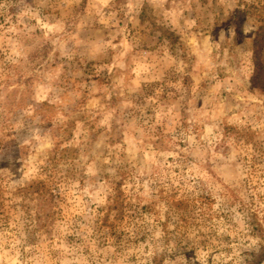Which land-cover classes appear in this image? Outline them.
Instances as JSON below:
<instances>
[{"label": "rangeland", "instance_id": "1", "mask_svg": "<svg viewBox=\"0 0 264 264\" xmlns=\"http://www.w3.org/2000/svg\"><path fill=\"white\" fill-rule=\"evenodd\" d=\"M264 0H0V264H264Z\"/></svg>", "mask_w": 264, "mask_h": 264}, {"label": "trees", "instance_id": "2", "mask_svg": "<svg viewBox=\"0 0 264 264\" xmlns=\"http://www.w3.org/2000/svg\"><path fill=\"white\" fill-rule=\"evenodd\" d=\"M261 70L262 66L258 63V61L255 62V70L252 78V84L256 89L264 91V74Z\"/></svg>", "mask_w": 264, "mask_h": 264}]
</instances>
